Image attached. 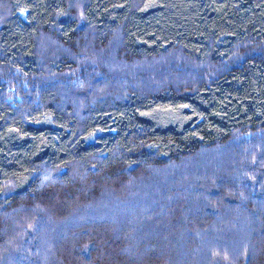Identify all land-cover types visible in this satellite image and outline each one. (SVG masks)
Returning <instances> with one entry per match:
<instances>
[{"label": "trees", "instance_id": "obj_1", "mask_svg": "<svg viewBox=\"0 0 264 264\" xmlns=\"http://www.w3.org/2000/svg\"><path fill=\"white\" fill-rule=\"evenodd\" d=\"M0 264H264V0H0Z\"/></svg>", "mask_w": 264, "mask_h": 264}]
</instances>
